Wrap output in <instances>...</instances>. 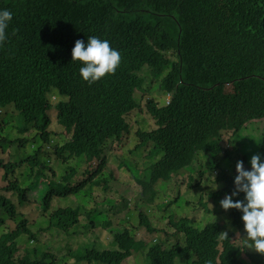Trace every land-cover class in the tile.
Returning a JSON list of instances; mask_svg holds the SVG:
<instances>
[{
	"label": "trees",
	"instance_id": "1",
	"mask_svg": "<svg viewBox=\"0 0 264 264\" xmlns=\"http://www.w3.org/2000/svg\"><path fill=\"white\" fill-rule=\"evenodd\" d=\"M2 10H9L13 18L6 29L7 39L0 46V111L14 107L23 127L18 130L21 137L15 138L9 132V123L0 121V131L6 135L0 138V169L12 176L15 168L24 165L28 176L23 182L31 179L34 184L47 179L49 183L44 197L32 199L28 193L33 184L21 189L14 182L0 189V193L12 192L18 199L17 207L0 194L1 232L7 216L12 220L22 217L15 230L0 236V264H59L56 256L41 254L37 249H26L25 256H18L22 239L39 241L32 226L40 220V212L26 216L22 208L36 204L46 213L52 209L53 200L60 203L71 196L80 197L95 187L97 176H104L100 171L108 160H103L94 177L70 188L66 176L52 179L53 170L40 157L43 146L49 144L55 160L62 165L72 157L100 160L110 140L128 148L134 128L126 117L140 108L135 95L157 91L146 86L150 83L144 84L142 72L146 67L155 77H163L159 90L165 102L156 104L153 98L145 97L157 128L138 129L133 138L139 143L132 153L150 144L149 162L162 156L143 171L128 157L121 158V164L144 189L133 209L139 225L149 232L159 231L149 223V216L155 203L162 201L156 196L150 199V187L166 183L169 194L177 183L172 179L192 167L197 153H221L223 132L231 131L234 138L250 122L264 120V0H0ZM89 36L108 40L122 57L114 75L92 84L80 74L83 63L72 61L75 42L83 40L87 45ZM171 50L177 53V61L165 57L164 53ZM54 89L60 98L55 107L57 130L51 131L47 98ZM31 123L37 132L26 139L22 135ZM60 132L71 134L61 146ZM26 148H30L27 155L23 153ZM259 150L264 162V132ZM226 154L230 157L229 151ZM45 170L53 176L44 174ZM210 180L218 189L208 191V200L203 193L198 196L196 204L201 207L212 201L215 204L235 190V177L227 172L212 175ZM190 182L191 186L194 180ZM233 200L246 203L245 194L233 196ZM217 211L229 215L233 229H243L242 211L220 207ZM102 216L104 230L115 232L112 247L86 245L76 254L69 250L68 257L83 264H133L134 256L147 248L146 243H137L128 223L123 230L114 229L102 209L88 213L89 225L84 229H97L96 221ZM79 218L78 208L59 206L47 220L43 219L47 227L40 228V233L52 229L67 233ZM164 228L179 240L169 248L152 243L146 253L149 261L142 264H176L178 260L183 264H205L206 260L213 264H264V255L252 254L253 249H246L244 242L242 246L236 244L234 233L224 238L225 228L219 223L200 229L187 217L169 220Z\"/></svg>",
	"mask_w": 264,
	"mask_h": 264
},
{
	"label": "rangeland",
	"instance_id": "2",
	"mask_svg": "<svg viewBox=\"0 0 264 264\" xmlns=\"http://www.w3.org/2000/svg\"><path fill=\"white\" fill-rule=\"evenodd\" d=\"M164 55L170 61L178 60L177 53L174 50L165 52ZM142 76L145 80L144 84L150 83L146 86L153 87L154 90H157L147 93L146 96L153 98L154 103L156 104L165 102L164 94H162L159 90V84L163 77H155V75H153L151 70L147 67L142 72ZM142 94L143 93L138 92L135 95V99L140 105V108L126 117L127 123L134 128L132 133L129 135L130 141L127 144L128 148H122L117 142L110 140L108 145L105 147L100 160L99 158H92V160H90L88 156H82L80 158L72 157L68 159L67 164L62 165L60 164L59 160H55L54 152L50 145L45 144L43 146L45 155H43L42 149L40 157L43 161H46L50 169L53 170L54 177H52V179L58 181L62 176H66L67 184L70 185V188L76 187L79 183L83 182L84 178L89 179V177H94L95 173L98 171V168L102 165L104 159H107L108 162L106 167L100 171L102 174L104 173V176H97L94 179L95 187H90V191L88 188L87 191L84 192L80 197L76 198L71 196L66 202L60 203L57 200H53L52 209L46 213H43L41 209H38L36 204L29 205L30 208H28V206L22 208V212H24L26 216H32V213L36 211L40 212L38 215L40 220L37 222L36 226H32V230L38 233L39 241H30L28 238L27 240L22 239L19 242L20 253L18 256H25L26 249H37L41 254L48 253L56 256V260L59 264H83L82 262L77 263L73 258H69V250H71L73 254H76L79 249L86 245H91V247L94 248H101L103 245L112 247L113 235L115 232L112 231L111 228L104 230L103 226L106 223V221L103 219L104 215L97 219V229H84V227L89 225V221L87 220L88 213L96 209H102L106 212L108 217L111 218V223L114 225V229L119 228L123 230L124 226L128 223L131 230H133L132 236L137 239V243L138 240H143L146 243L147 248L141 249V253L139 252L134 256L133 264H142L143 260L144 262L145 260L149 261L146 257V253L147 249L149 248L148 246H150L152 243H160L162 244L163 248H169L174 245L175 242L179 240L178 235L174 236V232L165 230L164 225H166L169 220L177 221L187 217L190 219L193 225L196 224L200 229H203L205 226L211 223H219L225 228V232L235 234L234 242L236 244L242 246V242H244L246 249H253L246 246L248 241L245 238L247 233L245 231L243 221V229L238 230L234 227V229L237 230L236 231L232 227V222L229 215L224 211H217L219 207L222 208L220 203L221 201H218L215 204H213V201L210 203L208 201L207 204H209L207 206L201 207L199 203L196 204V200L202 193L204 194V200H208V191L218 189L217 186L212 184V180H210L212 175L216 176V170L223 174L227 172V167L230 175L236 177L238 173L236 171V164L234 165V162L242 161L246 158L243 162L245 170H251L250 161L253 155H260L262 162V153H260L259 146L260 143H262L263 138L264 120L250 122V124H248L246 128L234 138H232L231 131L224 132L223 148L221 153L217 156L207 152L197 153L192 167L172 179V182L177 183L174 187H171L169 194H167L168 184L166 183H159L154 187H150V199H152L153 196H156L157 200L161 198L162 201L155 203V207L152 209L153 214L149 216L151 221L149 223L154 227H157L159 231L149 232L145 226L139 225L137 213L133 209V206L136 205V198L144 195V189L142 186L134 182V178L131 176L129 170L122 167L121 164V158L128 157L132 160L133 164L138 170L143 171L155 164L157 159L159 160L162 156L161 155L157 159H153L149 162V149L152 147L150 144L141 150H135L134 154L132 153L135 146L139 143L137 139L135 140L133 138L135 132L138 129L142 131H152L157 128L154 119L148 113L145 105L149 100H146V96H142ZM53 97H58L56 92L48 95L49 102H52V104L55 105L56 101ZM14 113H16L14 107H9L8 109L1 108L0 121L9 123V132L12 134V137L16 138L17 136L21 137V134H19L18 130L22 128L23 125L17 119L18 114L15 115ZM51 117L54 118V113L51 114ZM50 130H57L55 120L53 121ZM3 136L6 135L2 134L0 131V138ZM23 137L26 139H31L32 134L30 133ZM70 137L71 134L69 132H60V140L58 145H63L70 139ZM5 151H8V147H6ZM226 151L230 152V159L227 157L225 159L224 154ZM23 153L25 155L30 153V148H26ZM214 161L218 162V167L215 165ZM3 164H6V161H3ZM27 171L28 169L26 166L22 165L19 166V169L15 168L14 174L11 176L10 174H5V172L0 169V189L5 187L7 184L14 182H18L21 189H26L28 186L33 184L31 179L23 182V179L28 176ZM44 174L48 175L49 177L53 176V174L49 173L47 170L44 171ZM111 174L114 176V178H112ZM5 177L7 178V182L4 181ZM144 177H146V175H144ZM102 179L105 180L101 181ZM192 180H194V182L190 186V181ZM40 181H44L46 183ZM40 181L34 183L32 190L29 191L28 196L30 199H32V196L43 195L42 197H44V195H46L49 181L47 179ZM96 183H100V185H96ZM220 187L222 188L223 186L219 184V188ZM0 194L13 200L15 206L18 207V199L12 192H1ZM125 203L128 204V208L126 207ZM59 206L78 208V214L80 216L78 224L72 227V229H70L67 233H60L55 229L40 233V228L44 229L47 227V225L43 224V219L47 220L49 215L52 214ZM194 209L196 211H193ZM163 218H167V220H162ZM20 219H22V217ZM20 219L15 218L12 220L7 216V225L5 228H3L2 232L0 230V236L10 230H15ZM228 221L231 222V224H229ZM83 229L86 230V232H83ZM164 230L166 232H163ZM67 239L69 241H67ZM35 244L38 245L36 246ZM66 244H69L70 247H67ZM252 254L262 255L256 252L254 249ZM176 264L183 263L178 260Z\"/></svg>",
	"mask_w": 264,
	"mask_h": 264
},
{
	"label": "clouds",
	"instance_id": "3",
	"mask_svg": "<svg viewBox=\"0 0 264 264\" xmlns=\"http://www.w3.org/2000/svg\"><path fill=\"white\" fill-rule=\"evenodd\" d=\"M12 18L13 14L9 10L0 11V46H2L7 39L6 29ZM72 61H80L83 63L84 66L80 68V74L83 80L92 84L107 75H114L121 65L122 57L118 50L111 47L108 40L96 36H89L87 45H85L83 40H77L75 42V46L72 49ZM54 92L57 93L58 97H53L56 101L55 105L50 102L51 110L47 113L48 120L51 121L50 126L53 124L54 120L57 121L55 107L58 104V98H60L56 89H54ZM47 99L49 102V98ZM53 113L54 118L51 117ZM14 114L16 115L18 113L16 112ZM32 132H37L34 123L29 124L28 132L23 136ZM224 155L225 159L226 157L230 159L226 152ZM244 161L243 159L242 161L236 162V171L238 175L234 180L235 190L231 195L226 194L225 198L221 200L220 203L222 208L226 211L229 209L242 211V221L247 233L246 240L248 241L246 246L264 255V162H261L260 155H253L250 161L251 170H245ZM214 162L216 166L219 165L218 162ZM216 171V175L220 173L218 170ZM226 171L227 174L231 176L227 167ZM240 193L245 194L246 203L241 200H233V196H238ZM222 235L224 238H228L227 232L222 233ZM205 264H213V261L206 260Z\"/></svg>",
	"mask_w": 264,
	"mask_h": 264
}]
</instances>
